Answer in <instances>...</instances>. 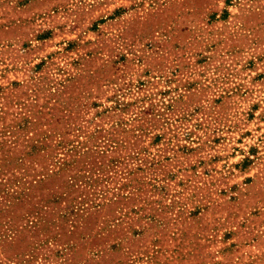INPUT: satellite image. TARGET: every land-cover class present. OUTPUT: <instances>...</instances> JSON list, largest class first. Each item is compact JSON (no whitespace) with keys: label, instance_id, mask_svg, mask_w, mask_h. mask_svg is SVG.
I'll use <instances>...</instances> for the list:
<instances>
[{"label":"rangeland","instance_id":"374dc122","mask_svg":"<svg viewBox=\"0 0 264 264\" xmlns=\"http://www.w3.org/2000/svg\"><path fill=\"white\" fill-rule=\"evenodd\" d=\"M0 264H264V0H0Z\"/></svg>","mask_w":264,"mask_h":264}]
</instances>
